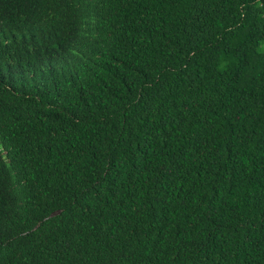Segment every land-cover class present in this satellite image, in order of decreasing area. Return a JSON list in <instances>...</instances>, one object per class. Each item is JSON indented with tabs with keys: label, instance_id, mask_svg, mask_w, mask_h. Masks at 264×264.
Wrapping results in <instances>:
<instances>
[{
	"label": "trees",
	"instance_id": "obj_1",
	"mask_svg": "<svg viewBox=\"0 0 264 264\" xmlns=\"http://www.w3.org/2000/svg\"><path fill=\"white\" fill-rule=\"evenodd\" d=\"M0 264H264V0H0Z\"/></svg>",
	"mask_w": 264,
	"mask_h": 264
},
{
	"label": "water",
	"instance_id": "obj_2",
	"mask_svg": "<svg viewBox=\"0 0 264 264\" xmlns=\"http://www.w3.org/2000/svg\"><path fill=\"white\" fill-rule=\"evenodd\" d=\"M51 215H52V213H51Z\"/></svg>",
	"mask_w": 264,
	"mask_h": 264
}]
</instances>
